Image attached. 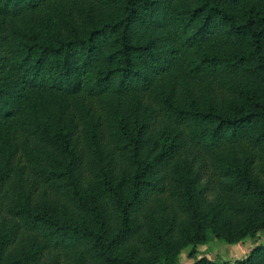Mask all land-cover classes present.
<instances>
[{
    "label": "trees",
    "instance_id": "1",
    "mask_svg": "<svg viewBox=\"0 0 264 264\" xmlns=\"http://www.w3.org/2000/svg\"><path fill=\"white\" fill-rule=\"evenodd\" d=\"M263 231L264 0H0V264H264Z\"/></svg>",
    "mask_w": 264,
    "mask_h": 264
},
{
    "label": "rangeland",
    "instance_id": "2",
    "mask_svg": "<svg viewBox=\"0 0 264 264\" xmlns=\"http://www.w3.org/2000/svg\"><path fill=\"white\" fill-rule=\"evenodd\" d=\"M210 240L203 245L198 246V252L196 258L207 256L211 259L220 260V257L224 259H235L245 256L247 252L251 250L252 240L250 238L244 239L237 243H230L223 241L214 235H210ZM261 243H264V231L261 232ZM182 263L192 262V259L188 257L187 253L181 255Z\"/></svg>",
    "mask_w": 264,
    "mask_h": 264
}]
</instances>
